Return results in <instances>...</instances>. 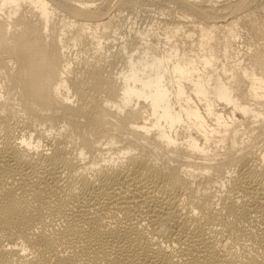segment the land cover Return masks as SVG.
Returning a JSON list of instances; mask_svg holds the SVG:
<instances>
[{
  "label": "bare ground",
  "instance_id": "1",
  "mask_svg": "<svg viewBox=\"0 0 264 264\" xmlns=\"http://www.w3.org/2000/svg\"><path fill=\"white\" fill-rule=\"evenodd\" d=\"M251 4L0 0V264H264Z\"/></svg>",
  "mask_w": 264,
  "mask_h": 264
},
{
  "label": "rangeland",
  "instance_id": "2",
  "mask_svg": "<svg viewBox=\"0 0 264 264\" xmlns=\"http://www.w3.org/2000/svg\"><path fill=\"white\" fill-rule=\"evenodd\" d=\"M149 9L152 11L148 12V14L147 13H139V14H134V15L129 14L130 17L132 16V20L135 22V25L137 27L142 26V28L143 27L147 28L145 26H148L147 23L149 24L150 20L154 16H162V17L168 16L166 13L162 14V12L164 11L160 9H156L155 7H149ZM128 13L129 12H127V14ZM181 16H182V13L175 16V18L178 19ZM168 18H171V17L168 16ZM240 24H241V28H239V33L242 36V39L239 43L241 44L240 47L246 48L250 46L252 49L260 48L264 51V9L263 7L251 4L250 12L248 16L242 19L240 21ZM192 29L195 30L196 27H193Z\"/></svg>",
  "mask_w": 264,
  "mask_h": 264
}]
</instances>
